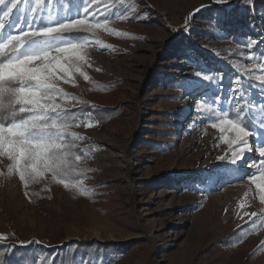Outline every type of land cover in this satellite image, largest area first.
I'll use <instances>...</instances> for the list:
<instances>
[{
    "label": "rangeland",
    "instance_id": "1",
    "mask_svg": "<svg viewBox=\"0 0 264 264\" xmlns=\"http://www.w3.org/2000/svg\"><path fill=\"white\" fill-rule=\"evenodd\" d=\"M253 1L264 3L127 0L124 9L108 13L110 0H93L98 19L109 15L113 31L99 29L89 39L80 69L87 80L120 81L104 99L124 107L123 123L101 131L88 115L73 125L94 169L81 179L83 194L51 173L25 188L18 173L9 172L12 162L0 156V241L40 243L31 200L38 197L31 191L39 190L37 199L57 214L63 241H97L101 249L90 264H264V201L251 176L264 174L258 170L264 160V14ZM247 3L251 12L236 18L232 8ZM19 6L2 21L5 32L18 33L11 26L30 17L35 0ZM233 36L249 49L225 59L220 47L234 45ZM87 80L75 72L69 83L61 81L67 99L59 102L67 108L96 104L84 92ZM213 92L221 102H211ZM233 97L249 99L258 121L243 156V145L223 141L234 133L212 127L229 113ZM232 229L238 238L230 247L219 245ZM86 261L80 255L74 264Z\"/></svg>",
    "mask_w": 264,
    "mask_h": 264
},
{
    "label": "snow or ice",
    "instance_id": "2",
    "mask_svg": "<svg viewBox=\"0 0 264 264\" xmlns=\"http://www.w3.org/2000/svg\"><path fill=\"white\" fill-rule=\"evenodd\" d=\"M22 2L0 0V14L9 18ZM32 2L27 0L28 4ZM50 3L51 0H35L30 17H18V20L22 19V25L11 26L19 34L5 32L6 25L0 22V156L12 162L9 172H17L25 188L45 173H51L55 179L79 172L83 157L77 154V141L83 137L71 129L74 124L79 126L82 118H77L76 113L59 102L62 98L67 99L60 82L69 83L75 72L87 80L89 77L80 69L86 62V48L91 43L87 34L99 29L113 31L108 28L109 15H105L103 21L98 19L100 10L92 8L93 0H79L74 14L71 11L53 13L49 10ZM260 87L264 89V84ZM221 100L217 93H212V103ZM204 102L208 101L205 99ZM243 113L244 108H240L233 118L225 111L224 118L212 124L221 133L235 134L234 139L223 136V141L229 146L243 145L238 148L240 156L245 149L251 151L247 139L251 133ZM260 122L264 124V119ZM85 126L93 125L86 123ZM259 153L264 157V144L260 145ZM233 156L239 158L236 152ZM258 170L264 173V160L260 161ZM251 176L261 201H264V174L252 173ZM59 182L65 188H79L82 194L87 191L82 188L81 180L71 184L65 179ZM251 217H256V213L253 212ZM249 223L255 224V220L250 218Z\"/></svg>",
    "mask_w": 264,
    "mask_h": 264
},
{
    "label": "trees",
    "instance_id": "3",
    "mask_svg": "<svg viewBox=\"0 0 264 264\" xmlns=\"http://www.w3.org/2000/svg\"><path fill=\"white\" fill-rule=\"evenodd\" d=\"M120 1L121 0H110L106 12L114 13L118 10L124 9L127 0ZM23 2H27V0H23ZM78 3L79 0H51V11L59 14H65L66 12L71 11L74 14ZM147 3L151 6H155L152 0H147ZM252 7L254 10H257V12L264 14V3L253 1ZM225 10L226 8L223 7H216L213 9L215 12H222ZM251 10L250 3L240 6L236 5L232 8L233 14L236 15V18L238 16H243L246 12L250 13ZM4 19L5 17L0 14V22ZM12 34L15 35L19 33L12 32ZM87 36L88 39H95L97 37V31L95 33L87 34ZM232 38L234 45H224L220 47V54L225 59L233 58L235 54H239L242 50L249 49L248 42L243 38L234 36ZM82 85L87 97H93L96 100V104L92 105L86 101L82 105L68 108L69 111L76 113L77 118H84L89 115L96 124V127L101 131L113 125H120L123 123L124 107L119 102L105 101L104 99L105 95L111 94L120 88V81H99L90 78L87 82L82 83ZM237 102H240L238 108H244L243 120L247 123L248 129L254 128L258 121L250 107L249 99H233L229 108L230 116L234 118L236 112L239 111L235 108ZM77 145V154H81L83 157L80 162L79 172L68 177H57L55 179H65L66 182L75 183L77 180L90 177L94 171L90 157L81 146L80 140L77 141ZM31 193H34V195L38 197L40 196L39 190H32ZM38 197H32L31 200L36 206L40 243L36 241H31L28 244L0 241V264H74L80 255H86L87 261L85 264H90L92 260L89 257L92 258V256L97 254L101 249L99 245H95L97 241L95 239H70L63 241L65 234L56 212L47 207L44 200L37 199ZM236 232H238V229H232L224 239L218 242V244L225 248L230 247L232 242L238 238L235 237ZM39 254L42 255L41 262L39 260Z\"/></svg>",
    "mask_w": 264,
    "mask_h": 264
},
{
    "label": "bare ground",
    "instance_id": "4",
    "mask_svg": "<svg viewBox=\"0 0 264 264\" xmlns=\"http://www.w3.org/2000/svg\"><path fill=\"white\" fill-rule=\"evenodd\" d=\"M189 101H191V98L189 99ZM194 104V103H193Z\"/></svg>",
    "mask_w": 264,
    "mask_h": 264
}]
</instances>
